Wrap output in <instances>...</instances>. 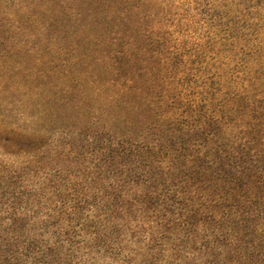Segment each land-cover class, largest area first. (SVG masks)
<instances>
[{"label": "trees", "instance_id": "trees-1", "mask_svg": "<svg viewBox=\"0 0 264 264\" xmlns=\"http://www.w3.org/2000/svg\"><path fill=\"white\" fill-rule=\"evenodd\" d=\"M22 7L0 0V264H264V0Z\"/></svg>", "mask_w": 264, "mask_h": 264}, {"label": "rangeland", "instance_id": "rangeland-1", "mask_svg": "<svg viewBox=\"0 0 264 264\" xmlns=\"http://www.w3.org/2000/svg\"><path fill=\"white\" fill-rule=\"evenodd\" d=\"M4 1L7 2L9 11H10V6L12 7L13 11H18V9L23 8L22 6H24V5H28L29 4L31 6V3L34 2V1L38 2V3H41V0H4ZM22 16H23V12L18 14L16 16V18H21ZM36 27H37V25L34 24V26H32V29H36ZM55 28L56 27H53V29H55ZM23 30H25V26L21 25L19 30H17V31L23 32ZM56 33H57V30L54 31V34H56ZM44 46H47V47H44ZM52 47H53V50L49 51L48 49H50ZM54 47H55V45H43L41 48H37L36 47V50L38 52L43 53L48 58L56 59V57H57L56 53L57 52L56 51L54 52ZM65 48H66V53H65L64 56H65L66 59L71 60L72 53H73V51L71 50L72 46L67 44V45H65ZM5 50H6V54L14 52L15 53L13 55L14 58H16L17 60H20V52H22L21 50H18V49H8L7 50V48ZM5 50H2V52L5 51ZM27 59H31L32 60L33 59L32 55H29ZM39 62H37V63H39Z\"/></svg>", "mask_w": 264, "mask_h": 264}]
</instances>
